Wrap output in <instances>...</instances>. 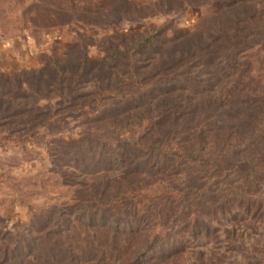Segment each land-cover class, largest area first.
<instances>
[{
  "label": "rangeland",
  "instance_id": "1",
  "mask_svg": "<svg viewBox=\"0 0 264 264\" xmlns=\"http://www.w3.org/2000/svg\"><path fill=\"white\" fill-rule=\"evenodd\" d=\"M219 1L0 0V264H264V30L203 55Z\"/></svg>",
  "mask_w": 264,
  "mask_h": 264
},
{
  "label": "trees",
  "instance_id": "2",
  "mask_svg": "<svg viewBox=\"0 0 264 264\" xmlns=\"http://www.w3.org/2000/svg\"><path fill=\"white\" fill-rule=\"evenodd\" d=\"M249 1L250 0H220L219 2L224 8H233L235 11L233 13H229V16L224 19L225 21L227 20V23H229L227 26L220 28L213 35H208L209 41L207 43L199 42L201 43V46L198 44L199 48H197V51L202 52L205 56L212 57L215 53H218L222 49L231 47L233 49L232 51H237L241 58H246L248 56L247 52L245 50H241L242 47H244L243 45L247 43L246 38H248L251 34L255 35L260 30H264V7H261L258 12L255 10L248 11L245 8L249 5ZM219 11L220 10L217 8L213 9L214 14ZM216 45H220V47H216ZM141 48L142 46H139L137 43L133 46V48L128 50L127 55V68L131 86L130 91L133 92L134 96L144 92L148 86L147 83L142 82L141 77L136 75L137 68L131 61L132 56H134L135 53H139ZM216 48H218V51ZM123 57V55H119V59ZM244 61L247 65H249V60L247 61L244 59ZM170 75L172 74H164V72L160 71L154 74L150 83L157 84L164 77H169ZM244 79L245 76H243L241 82H244L245 86L246 82ZM126 145L131 146L130 143H127ZM138 147H140V145H138ZM143 149H147V147H143ZM212 163L214 164V162Z\"/></svg>",
  "mask_w": 264,
  "mask_h": 264
}]
</instances>
